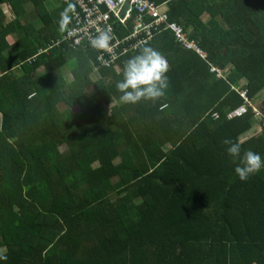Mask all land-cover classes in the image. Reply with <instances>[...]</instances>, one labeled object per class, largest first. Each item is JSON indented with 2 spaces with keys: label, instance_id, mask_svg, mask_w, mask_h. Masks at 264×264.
<instances>
[{
  "label": "trees",
  "instance_id": "obj_1",
  "mask_svg": "<svg viewBox=\"0 0 264 264\" xmlns=\"http://www.w3.org/2000/svg\"><path fill=\"white\" fill-rule=\"evenodd\" d=\"M55 1L0 0L31 5L7 25L0 8V264H264V169L241 182L222 144L264 158V0H150L206 57L160 26L149 46L169 87L137 105L114 99L137 52L117 73L92 67L90 47L54 45ZM78 53L67 83L58 71Z\"/></svg>",
  "mask_w": 264,
  "mask_h": 264
},
{
  "label": "built area",
  "instance_id": "obj_2",
  "mask_svg": "<svg viewBox=\"0 0 264 264\" xmlns=\"http://www.w3.org/2000/svg\"><path fill=\"white\" fill-rule=\"evenodd\" d=\"M66 4L68 0H59ZM75 15L66 31L54 42L64 44L71 51L86 50L88 39L100 29L108 28L113 37L110 48L105 52L96 51V70L116 66L118 59L139 51L141 46H149L160 26L171 30L180 43L189 51L206 57L204 51L189 41L183 29L168 23L167 8L150 0H71ZM127 6V7H126ZM166 23V24H165ZM214 72L215 69L213 68ZM218 77H224L217 70Z\"/></svg>",
  "mask_w": 264,
  "mask_h": 264
},
{
  "label": "clouds",
  "instance_id": "obj_3",
  "mask_svg": "<svg viewBox=\"0 0 264 264\" xmlns=\"http://www.w3.org/2000/svg\"><path fill=\"white\" fill-rule=\"evenodd\" d=\"M75 15V7L68 0L57 21L58 30L65 31ZM113 37L108 28L100 29L88 39V46L98 52L110 48ZM169 71L166 58L151 46H141L139 51L123 62L121 78L116 82L117 96L115 101L121 105H137L141 102H156L165 96L169 87L167 73ZM224 151L234 164V174L246 182L251 176L264 169V158L251 149H241L239 142L230 138L222 141ZM6 256H0V262Z\"/></svg>",
  "mask_w": 264,
  "mask_h": 264
},
{
  "label": "rangeland",
  "instance_id": "obj_4",
  "mask_svg": "<svg viewBox=\"0 0 264 264\" xmlns=\"http://www.w3.org/2000/svg\"><path fill=\"white\" fill-rule=\"evenodd\" d=\"M50 2L52 3V5H54V4L57 3L55 0H50ZM47 7H48V9H50L49 5H47ZM0 8L3 11V24L4 25H7V24L11 23L12 21H14L15 19H17L18 17L25 16L26 15V12L28 13V11L31 9V5L30 4H26L24 7H16V8H13V7L9 6V5H2ZM210 16L211 15H209V14H204L202 16V21H203L204 24H210V22H211V21H209L210 20ZM217 20L221 21L220 18H217ZM37 28H38V30H40L41 29V26H39ZM51 30H53L52 27L49 30H44L43 29V32L40 33V34L43 37H46V36L49 35V32H51ZM37 34H39V32H36V35ZM5 40L11 46L14 45V37L13 36H11V35L10 36H7ZM87 54H84V56H88ZM77 57H79V58H77ZM81 57H83V56H81ZM81 57L79 56V53L78 54L71 55L67 59V65H66L65 69L58 71V74L61 73V75H63V77H65L67 79V83H71L73 81V78H72V72L73 71H75V72L78 71V73H80V68H81L80 67V64L83 63L80 60ZM91 66L94 67L93 65H91ZM15 69H16V71H20V67L19 66L16 67ZM120 69H121V65L116 64L114 70L117 73H119L120 72ZM214 69H215V71H217L216 68H214ZM33 72L34 73L29 74L26 78H28L30 80V79H33V78L40 77V76H42L45 73V70L41 69L40 71H37V72L33 71ZM90 73H92L90 75L91 76V80L93 82L96 81V79H97V71L93 68V71H90ZM22 75H23V72L22 71L17 72V76L18 77H21ZM104 81H105L104 84L107 87H109L110 85L113 84V82L115 80H113V78H105ZM244 84H245V82L242 81L241 85H244ZM86 94L89 95V93H86ZM262 102H264V91L256 98L255 102H253V106H254L256 112H258L257 106H259ZM78 108L79 107L77 106V107L73 108L72 111L74 113H78V111H79ZM0 124H1V116H0ZM260 130H261L260 126L256 125L255 128L250 133H248V134L244 135L243 137H241V141H243V140L251 137L254 134L257 135L258 133L261 132ZM12 135L13 134H8L7 137L10 138V137H12ZM168 149L169 148H166V150H168Z\"/></svg>",
  "mask_w": 264,
  "mask_h": 264
},
{
  "label": "water",
  "instance_id": "obj_5",
  "mask_svg": "<svg viewBox=\"0 0 264 264\" xmlns=\"http://www.w3.org/2000/svg\"><path fill=\"white\" fill-rule=\"evenodd\" d=\"M127 7V6H126Z\"/></svg>",
  "mask_w": 264,
  "mask_h": 264
}]
</instances>
